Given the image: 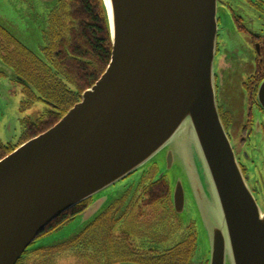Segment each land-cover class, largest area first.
Returning <instances> with one entry per match:
<instances>
[{
    "label": "water",
    "instance_id": "obj_1",
    "mask_svg": "<svg viewBox=\"0 0 264 264\" xmlns=\"http://www.w3.org/2000/svg\"><path fill=\"white\" fill-rule=\"evenodd\" d=\"M101 1L112 43L103 77L0 160V264H18L52 221L90 201L44 244L73 239L122 197L111 188L150 165L176 215L195 212L208 264H264V212L217 103L218 0Z\"/></svg>",
    "mask_w": 264,
    "mask_h": 264
},
{
    "label": "flooded vegetation",
    "instance_id": "obj_2",
    "mask_svg": "<svg viewBox=\"0 0 264 264\" xmlns=\"http://www.w3.org/2000/svg\"><path fill=\"white\" fill-rule=\"evenodd\" d=\"M4 1L7 14L10 6L13 8L24 39L11 31L10 20L5 27L0 24V102L3 89L10 98L20 93L18 122L23 128L16 143L0 139V146L12 148L8 156L56 126L103 77L109 66L110 43L101 0ZM217 7L219 113L241 172L264 212V100L259 90L264 82V0H218ZM39 104L47 112L35 117L32 110ZM158 172L157 165H150L124 179L120 184L122 197L73 239L53 247H37L39 240L62 230L91 202L73 216L64 215L73 208L62 213L56 228L41 232L18 264H38L40 260L59 264L67 257L76 264H158L171 252L179 259L186 258L185 264H208V254L198 247L195 212L190 208L178 217L171 211L172 205L170 218L160 221L161 228H157L158 222L148 230L139 226L138 242L149 252L138 253L136 261L128 262L114 256L112 245L120 247V242L112 243V235L122 237L126 218L146 211L149 199L145 194L165 180L155 181Z\"/></svg>",
    "mask_w": 264,
    "mask_h": 264
},
{
    "label": "trees",
    "instance_id": "obj_3",
    "mask_svg": "<svg viewBox=\"0 0 264 264\" xmlns=\"http://www.w3.org/2000/svg\"><path fill=\"white\" fill-rule=\"evenodd\" d=\"M102 8H103V1H102ZM103 12L105 14V22L107 24V33H108V43H110V47H109V52L107 53L109 56V61L111 59V51H112V43H111V37H110V33H109V28H108V22L106 20V12L104 11L103 8ZM109 64V62H108ZM98 78V77H97ZM12 150V148H8L6 146H0V160H2L3 158L6 157V154L8 152H10ZM166 181V180H164ZM159 182L153 190H150L148 193H146L145 195H148V207L146 209L145 212H140L139 211V215L138 213L135 214L133 213L129 218H126V223L127 224V228H126V232L124 233V235L122 237H115V235L113 234V239H112V243L114 241H118L120 242V247L117 245H112L113 249H114V256L117 258H123L124 261H136L134 259L135 255H138V253H142L143 252L146 254L147 252H149V248L147 246H141L140 243L138 242V238L139 235L137 234V231L139 230V226H142V228L144 230H148V228H150L153 224L158 222V226L157 228H161L162 227V223L163 221L167 220L170 218L171 216V212L169 210V207H171V211L173 212V203L171 201V190L169 187V182L166 181L165 182ZM150 195V196H149ZM89 203V201L83 202V204H80L78 206H76L75 208H73L71 211L66 212L64 215L68 216L71 215L73 216L74 214L80 212L83 210L84 207L87 206V204ZM174 214V212H173ZM176 214V213H175ZM64 215H61L60 217H58L57 219H55L54 221H52L51 224H49L47 226V230H43L42 233H50L52 232L53 229L56 228L57 224H59L61 222V219ZM173 218L175 219L176 217L173 216ZM161 221V222H160ZM122 238V239H121ZM122 246V247H121ZM187 251V249H186ZM184 251V252H186ZM165 256H167L166 258L162 259V260H158V264H185L184 262H186V258H181L179 259L174 252H171L170 254H166ZM26 257L23 256L21 257V259L19 260L20 262L22 260H24ZM44 261H39L38 264H43Z\"/></svg>",
    "mask_w": 264,
    "mask_h": 264
},
{
    "label": "rangeland",
    "instance_id": "obj_4",
    "mask_svg": "<svg viewBox=\"0 0 264 264\" xmlns=\"http://www.w3.org/2000/svg\"><path fill=\"white\" fill-rule=\"evenodd\" d=\"M3 2H4V4H3L4 7L0 9V24L3 27H5L6 22L8 20H10L9 23L11 22V24H10L11 31L14 32V34L17 37H19L21 41L22 40L24 41L23 36H22L23 30L20 27L21 24H19L17 19L15 18L16 15H14V12H12L13 8L10 6V8L8 9V14H7L6 10H5V7L7 5H6L4 0H3ZM28 35H29V32L26 33V36H28ZM30 36H31L32 41L35 40V36H32V35H30ZM1 93H3V95H2L3 97H2V102H0V139L3 142L13 141L14 143H16L18 138L22 135V131H23L21 124L18 122V118H20V116H21L20 114H18L19 113L18 107H19L20 102H21L20 101V99H21L20 93L17 95H14L13 98H10L9 93H7V91L5 89H3V92H1ZM32 111H33V113H35V117L42 115V114L47 112V110H45V107H43L40 104L37 105L36 108H34ZM122 183H123V181H121L120 183L115 185L110 190H114V189L121 190L120 184H122ZM74 219H73V221H71L67 225L63 226L62 230L56 231V232L52 233L50 236L44 237L41 240H39L37 242L38 244L36 243L37 247H39V246L50 247V246H53L54 244H57V243H53L52 245H46L44 243H48L47 241L51 237H53L54 235H57V234H58V238L61 239V237H63L62 235L65 232V229H67L68 226L73 224ZM74 236H76V235H74ZM74 236H71V237L74 238ZM64 239L68 241L69 238L64 237ZM70 240H71V238H70ZM63 241L59 240L58 243H61ZM48 244H50V243H48ZM65 259H67V260H65ZM65 259L63 261H61L59 264H76L77 263L76 260H74V259H71L68 257Z\"/></svg>",
    "mask_w": 264,
    "mask_h": 264
}]
</instances>
